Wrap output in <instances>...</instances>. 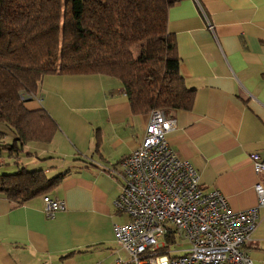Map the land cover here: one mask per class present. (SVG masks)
Returning <instances> with one entry per match:
<instances>
[{"label":"crops","instance_id":"crops-1","mask_svg":"<svg viewBox=\"0 0 264 264\" xmlns=\"http://www.w3.org/2000/svg\"><path fill=\"white\" fill-rule=\"evenodd\" d=\"M167 32L185 87L194 90L190 109L166 112L175 119L167 143L203 191H218L232 211L257 209L241 250L264 264V207L254 190L264 174L248 159L264 153V0H181L168 10ZM36 95L24 106L44 110L56 128L48 142H28L18 159L48 178L62 175L46 195L65 208L47 218L42 196L17 205L0 194V264H129L112 230L127 221L113 206L122 182L107 169L119 170L140 145L151 111L133 112L120 81L104 75H45ZM167 243L176 254L187 247Z\"/></svg>","mask_w":264,"mask_h":264},{"label":"trees","instance_id":"trees-1","mask_svg":"<svg viewBox=\"0 0 264 264\" xmlns=\"http://www.w3.org/2000/svg\"><path fill=\"white\" fill-rule=\"evenodd\" d=\"M180 1L0 0V125L13 136L0 151L19 167L0 174L1 195L23 204L62 178L27 170L18 159L28 142H48L56 128L44 110L24 106L45 75L115 78L135 113L192 107L194 90L185 87L167 32L168 10Z\"/></svg>","mask_w":264,"mask_h":264},{"label":"built area","instance_id":"built-area-1","mask_svg":"<svg viewBox=\"0 0 264 264\" xmlns=\"http://www.w3.org/2000/svg\"><path fill=\"white\" fill-rule=\"evenodd\" d=\"M174 126L175 119L152 110L140 145L119 170L107 169L122 182L113 206L127 217L112 226L117 243L133 264H252L241 248L256 227L257 209L232 211L218 191H203L196 171L167 143ZM248 159L254 173L264 174V153ZM254 190L264 207V185ZM64 208L62 201L42 196L45 217ZM177 236L187 244L179 254L167 243Z\"/></svg>","mask_w":264,"mask_h":264},{"label":"rangeland","instance_id":"rangeland-1","mask_svg":"<svg viewBox=\"0 0 264 264\" xmlns=\"http://www.w3.org/2000/svg\"><path fill=\"white\" fill-rule=\"evenodd\" d=\"M30 96V95H29ZM32 99H34L35 97L37 98V95L36 94H32ZM28 99H30V97L28 98ZM157 110H160V111H162V112H164L165 113V115H166V112L168 111V110H166V109H163V108H159V109H157ZM5 129V130H4ZM3 129V127L0 125V131L1 132H4L5 133V135H1L0 134V142L1 143H7V142H10V140L12 139V137L13 136H11L12 134H11V132H9L8 130H6V128H4ZM146 129V128H145ZM35 147H37V146H35ZM9 152L8 151H6V154H8ZM1 157L2 158H0V174H3V173H14V172H16L18 169H19V167H17L15 164H13V159H10V160H8V158H7V155H5V154H1ZM23 158H24V156L22 155V157L20 158L21 160H20V162H21V166H26L27 167V170L28 169H31L32 168V163H30V160H23ZM12 160V161H11ZM2 163V164H1ZM176 239H177V241H181L180 240V238L177 236L176 237ZM160 252L161 253H164V252H166L165 251V248H162L161 250H160Z\"/></svg>","mask_w":264,"mask_h":264}]
</instances>
